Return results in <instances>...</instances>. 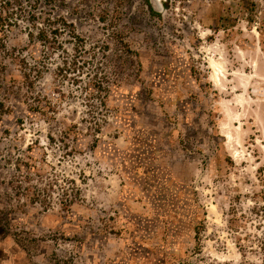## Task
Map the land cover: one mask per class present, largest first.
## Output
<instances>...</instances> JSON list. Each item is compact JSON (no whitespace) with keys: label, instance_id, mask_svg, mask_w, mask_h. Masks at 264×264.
Wrapping results in <instances>:
<instances>
[{"label":"rangeland","instance_id":"rangeland-1","mask_svg":"<svg viewBox=\"0 0 264 264\" xmlns=\"http://www.w3.org/2000/svg\"><path fill=\"white\" fill-rule=\"evenodd\" d=\"M149 3L0 0V264H264V0Z\"/></svg>","mask_w":264,"mask_h":264},{"label":"trees","instance_id":"trees-1","mask_svg":"<svg viewBox=\"0 0 264 264\" xmlns=\"http://www.w3.org/2000/svg\"><path fill=\"white\" fill-rule=\"evenodd\" d=\"M144 1H145L146 5L148 7V10H149L150 14L152 16H159V14L156 11H154L152 5L149 3V0H144ZM247 5H249V2H247Z\"/></svg>","mask_w":264,"mask_h":264}]
</instances>
